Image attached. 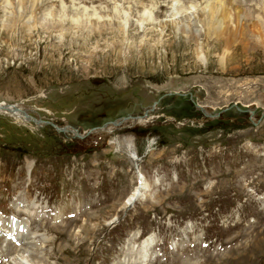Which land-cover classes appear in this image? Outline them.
I'll return each mask as SVG.
<instances>
[{
	"label": "rangeland",
	"instance_id": "374dc122",
	"mask_svg": "<svg viewBox=\"0 0 264 264\" xmlns=\"http://www.w3.org/2000/svg\"><path fill=\"white\" fill-rule=\"evenodd\" d=\"M216 8L0 0L1 105L62 131L128 126L77 139L0 112V264L24 245L40 264H131L144 240V264L203 248L264 264V40L195 24Z\"/></svg>",
	"mask_w": 264,
	"mask_h": 264
},
{
	"label": "bare ground",
	"instance_id": "6f19581e",
	"mask_svg": "<svg viewBox=\"0 0 264 264\" xmlns=\"http://www.w3.org/2000/svg\"><path fill=\"white\" fill-rule=\"evenodd\" d=\"M225 2H226V8L224 10L216 8V9H212L211 12H209L208 16H205V15L201 16V17L200 16H194L193 18H194L195 24L199 25V26L202 25V22L205 20H203L201 18L202 17L205 18L209 22L208 25H210L212 27V29H209L208 31L212 32V33H219L223 36H227V40H226L227 44L235 43L237 41H239V42L244 41V40L246 41V40H248V38L249 39L253 38V39L263 41L264 40V0H225ZM203 23H205V22H203ZM178 25H180V24H178ZM203 27L208 28L206 23H205V26H203ZM185 29L186 28H183V30H185ZM191 29L192 28H189V30H191ZM244 43H246V42H244ZM261 47H263V46L261 45ZM22 107H24L22 104L21 105L12 104L9 106L5 105V104H3V105L0 104V109H2V111H0V112L6 114V115H8V116H10L16 120H19L23 123L35 122L36 121L35 119L30 117L28 114L26 115V113H25L26 110L24 111L22 109ZM143 121H144L143 118L137 119V120L134 119V120L128 121L129 122L128 124H130L129 126H132V125L134 126L137 124H142ZM124 123H126V121H119L118 123H114V124L110 123L109 126H112L111 128L104 126L103 129H101V131L103 130L104 132H106L108 134L111 131H113V129H115V126H117V127H119L121 125H122V127L126 126ZM126 127H128V126H126ZM68 131H70V133H72L73 130L69 129ZM98 132L100 133V130H98ZM74 133L75 132H73L72 134H74ZM100 134H103V133H100ZM137 192H138V189H135L130 194V196L128 197V199L126 201V203L128 205L133 204L134 198L137 196ZM136 238L137 237L134 236L133 238H131V241L136 240ZM12 241H14V240H12ZM0 243H2L1 239H0ZM149 244H150L149 240H144L141 244H139V246H136V247L135 246L130 247V244L128 245L129 254H132V255L134 254V261H132L131 264H144V261L142 259L143 252L148 249ZM244 246H246V245H244ZM238 247H240V246H238ZM30 249L31 248L29 246L24 245L22 251L26 252L27 253L26 255L28 257L25 255V253L22 255L17 254L16 257L12 258L11 261H8L7 264H33L34 261H37L34 264H40L39 263V261H40L39 257L36 255H31L29 252ZM222 249H224V248H222ZM8 251H9V249H8ZM18 251H20V248H19V250H16L15 252L18 253ZM134 251H137V253L135 254ZM202 252H203V255H202L201 259L199 257L196 260L194 259L195 261L194 260L190 261L189 260L190 256L185 254L183 259L181 258L182 262L180 264H235V262L237 264L238 258L235 260H232V261L230 260V262H229V260L224 257V256H226L228 251H226L224 253H222V251H218L217 253L214 252L215 254H212V253H210V251L208 249L203 248ZM229 254H230V252L227 254V256ZM241 257L240 258L242 260L240 262H238L239 264H250L251 259H249L247 256L246 257L241 256ZM41 264H43V263H41Z\"/></svg>",
	"mask_w": 264,
	"mask_h": 264
},
{
	"label": "water",
	"instance_id": "95a60500",
	"mask_svg": "<svg viewBox=\"0 0 264 264\" xmlns=\"http://www.w3.org/2000/svg\"><path fill=\"white\" fill-rule=\"evenodd\" d=\"M118 122H119V120H116V121L111 122V124L118 123ZM109 124H110V123H109ZM91 130H92V129H90V130L87 132V134L90 133ZM85 135H86V134H85ZM77 137H78V138H82L83 136L80 135V134H77Z\"/></svg>",
	"mask_w": 264,
	"mask_h": 264
}]
</instances>
